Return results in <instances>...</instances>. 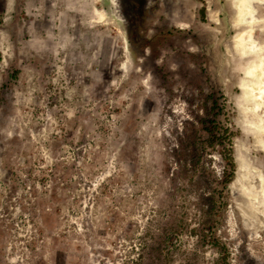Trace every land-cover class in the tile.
Listing matches in <instances>:
<instances>
[{
    "label": "rangeland",
    "instance_id": "1",
    "mask_svg": "<svg viewBox=\"0 0 264 264\" xmlns=\"http://www.w3.org/2000/svg\"><path fill=\"white\" fill-rule=\"evenodd\" d=\"M233 1L0 0V264H264Z\"/></svg>",
    "mask_w": 264,
    "mask_h": 264
},
{
    "label": "crops",
    "instance_id": "2",
    "mask_svg": "<svg viewBox=\"0 0 264 264\" xmlns=\"http://www.w3.org/2000/svg\"><path fill=\"white\" fill-rule=\"evenodd\" d=\"M252 1V4H253V2L254 3H258V4H262V5H264V0H251ZM235 2H236V7H234V9L235 10H237L238 12H240L241 10H243V12H245L244 10V6H245V3H243L244 5H242L241 3H240V1L239 0H234L233 1V3L235 4ZM251 4V5H252ZM250 5V6H251ZM254 5V4H253ZM252 5V6H253ZM254 8V9H253ZM251 9H252V12L255 10V6H253V7H251ZM255 13H256V11H255ZM250 18V17H249ZM251 18H252V20L249 22V20H248V22H247V17H245V13H244V15L241 17V19L239 20V21H236V23L238 24V25H236V27L237 28H239L238 29V31L236 32V35H235V37L237 36V38H239L240 36L242 37L243 36V34L245 33L246 35H248V38H250L251 37V54L250 55H254V54H257V55H259V53L264 49V45L262 46V45H260V43H257L255 40H254V37H252L251 36V34L253 33L252 32V30L257 26L256 25V22H258L259 21V19L258 18H256V16H255V14L254 13H251ZM261 22V21H260ZM240 34V35H239ZM246 35H244V37L246 36ZM244 39V38H243ZM240 43V45H243V40H242V42L240 41L239 42ZM244 48V47H243ZM243 50V49H242ZM243 55L244 56H242V57H245V56H247V57H249L250 55H249V52H247V51H245L244 53H243Z\"/></svg>",
    "mask_w": 264,
    "mask_h": 264
},
{
    "label": "bare ground",
    "instance_id": "3",
    "mask_svg": "<svg viewBox=\"0 0 264 264\" xmlns=\"http://www.w3.org/2000/svg\"><path fill=\"white\" fill-rule=\"evenodd\" d=\"M248 1V0H247ZM115 4V0H112V5H114ZM246 6V5H245ZM247 15V14H246ZM243 38V37H242ZM244 41H245V43H244ZM243 43L246 45V47H249L250 46V44L249 43H246V40H245V38H244V40H243ZM261 65H262V72H263V74H264V63H261ZM251 71H252V69H251ZM259 71V70H258ZM261 74V73H260ZM262 76V75H261ZM260 80H262V81H264V78H261ZM262 85V86H261ZM258 84L257 86V89H258V91L256 90V91H253V93H252V95H254L255 96V98H256V101L258 102V103H260V105H261V108L262 107H264V84ZM253 98V97H252ZM259 105V106H260ZM247 107V106H246ZM255 108V107H254ZM248 109V108H247ZM249 112V111H248ZM252 113V112H251ZM248 114V113H247ZM255 114V113H254ZM250 115V114H249ZM253 115V114H252ZM261 179V178H260Z\"/></svg>",
    "mask_w": 264,
    "mask_h": 264
},
{
    "label": "trees",
    "instance_id": "4",
    "mask_svg": "<svg viewBox=\"0 0 264 264\" xmlns=\"http://www.w3.org/2000/svg\"><path fill=\"white\" fill-rule=\"evenodd\" d=\"M227 159V161L229 162V164H230V166L232 167L233 166V161H232V158H226Z\"/></svg>",
    "mask_w": 264,
    "mask_h": 264
}]
</instances>
